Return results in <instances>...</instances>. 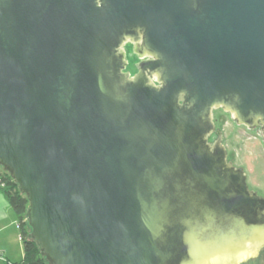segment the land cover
Here are the masks:
<instances>
[{"label":"water","instance_id":"1","mask_svg":"<svg viewBox=\"0 0 264 264\" xmlns=\"http://www.w3.org/2000/svg\"><path fill=\"white\" fill-rule=\"evenodd\" d=\"M217 109L264 132V0H0V166L48 264H264Z\"/></svg>","mask_w":264,"mask_h":264},{"label":"rangeland","instance_id":"2","mask_svg":"<svg viewBox=\"0 0 264 264\" xmlns=\"http://www.w3.org/2000/svg\"><path fill=\"white\" fill-rule=\"evenodd\" d=\"M124 50L128 57L134 52V46ZM138 60V56L133 58L128 67L133 74L137 72L134 64ZM213 118L217 121V129L223 133L229 160L245 171L250 190L264 197V132L261 126L250 129L240 125L223 109L214 110ZM244 264H257V261L250 260Z\"/></svg>","mask_w":264,"mask_h":264},{"label":"trees","instance_id":"3","mask_svg":"<svg viewBox=\"0 0 264 264\" xmlns=\"http://www.w3.org/2000/svg\"><path fill=\"white\" fill-rule=\"evenodd\" d=\"M1 168L3 167L0 166V178L2 179L0 191L17 217L21 241L23 242L24 258L20 262H12L6 259L0 261V264H48L39 245L30 237V228L27 222L28 198L20 191L19 185L14 182L10 173Z\"/></svg>","mask_w":264,"mask_h":264},{"label":"crops","instance_id":"4","mask_svg":"<svg viewBox=\"0 0 264 264\" xmlns=\"http://www.w3.org/2000/svg\"><path fill=\"white\" fill-rule=\"evenodd\" d=\"M20 238L17 217L0 191V253L5 259L20 262L24 258Z\"/></svg>","mask_w":264,"mask_h":264},{"label":"flooded vegetation","instance_id":"5","mask_svg":"<svg viewBox=\"0 0 264 264\" xmlns=\"http://www.w3.org/2000/svg\"><path fill=\"white\" fill-rule=\"evenodd\" d=\"M129 47H133V45L131 44V43H127L126 45H125V48L126 49H128ZM135 57H137L136 56V54H134V52H132V54H130L128 57H127V61H128V67H129V65H131V63H132V60H133V58L135 59ZM129 58V59H128ZM141 60L139 59L137 62L139 63ZM137 63V64H138ZM137 66V65H136ZM127 67V71H129V68ZM136 68V67H135ZM132 75H133V73L131 72V71H129ZM214 122H215V125H216V131L211 135V137H210V142H214V141H216L217 140V131H218V129H217V121H216V119H214ZM244 126V125H243ZM247 127V126H246ZM257 127H259V126H257ZM261 256H264V251L262 252V255Z\"/></svg>","mask_w":264,"mask_h":264},{"label":"clouds","instance_id":"6","mask_svg":"<svg viewBox=\"0 0 264 264\" xmlns=\"http://www.w3.org/2000/svg\"><path fill=\"white\" fill-rule=\"evenodd\" d=\"M135 74H133V76H134ZM154 86H156L157 88H159V87H162L163 85L161 84V82H160V79H159V77L157 76V77H154L153 79H152V82H151Z\"/></svg>","mask_w":264,"mask_h":264},{"label":"built area","instance_id":"7","mask_svg":"<svg viewBox=\"0 0 264 264\" xmlns=\"http://www.w3.org/2000/svg\"><path fill=\"white\" fill-rule=\"evenodd\" d=\"M0 185H2V179L0 178ZM22 240V238H20ZM6 259L4 256L0 253V261H5Z\"/></svg>","mask_w":264,"mask_h":264}]
</instances>
